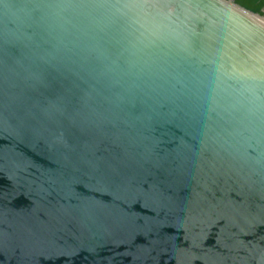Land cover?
I'll return each mask as SVG.
<instances>
[{
	"label": "water",
	"instance_id": "obj_1",
	"mask_svg": "<svg viewBox=\"0 0 264 264\" xmlns=\"http://www.w3.org/2000/svg\"><path fill=\"white\" fill-rule=\"evenodd\" d=\"M0 0V264H264V8Z\"/></svg>",
	"mask_w": 264,
	"mask_h": 264
},
{
	"label": "trees",
	"instance_id": "obj_2",
	"mask_svg": "<svg viewBox=\"0 0 264 264\" xmlns=\"http://www.w3.org/2000/svg\"><path fill=\"white\" fill-rule=\"evenodd\" d=\"M238 6L260 16H263L264 0H234Z\"/></svg>",
	"mask_w": 264,
	"mask_h": 264
}]
</instances>
